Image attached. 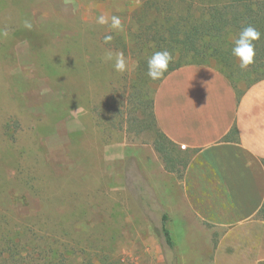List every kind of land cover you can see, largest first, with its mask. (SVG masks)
Segmentation results:
<instances>
[{"label": "rangeland", "instance_id": "374dc122", "mask_svg": "<svg viewBox=\"0 0 264 264\" xmlns=\"http://www.w3.org/2000/svg\"><path fill=\"white\" fill-rule=\"evenodd\" d=\"M145 2L0 0V28L10 32L0 40V264L214 261V236L210 244L196 227L184 239L186 221L194 219L181 195L170 193L173 165L155 151L151 121L149 129L142 125L157 87L140 64L153 45L145 33L162 16ZM102 14L109 23L119 16L123 31L98 25ZM106 35L113 36L107 44ZM109 52L123 53L125 73L104 59ZM252 80L234 82L244 91ZM131 95L145 106H134L138 98L130 103ZM170 153L181 172L190 155ZM176 198L188 219L177 218L182 235L171 249L162 224L167 214L174 231Z\"/></svg>", "mask_w": 264, "mask_h": 264}, {"label": "crops", "instance_id": "0c3cea01", "mask_svg": "<svg viewBox=\"0 0 264 264\" xmlns=\"http://www.w3.org/2000/svg\"><path fill=\"white\" fill-rule=\"evenodd\" d=\"M153 111L159 130L190 155L181 172L170 170V193L194 219L184 239L200 227L216 240L212 264H264V80L240 91L215 67L183 66L158 85ZM176 202L174 240L177 218L188 219Z\"/></svg>", "mask_w": 264, "mask_h": 264}, {"label": "trees", "instance_id": "16d2710c", "mask_svg": "<svg viewBox=\"0 0 264 264\" xmlns=\"http://www.w3.org/2000/svg\"><path fill=\"white\" fill-rule=\"evenodd\" d=\"M147 8H155L161 16V21H153L150 25L155 30L145 33V41L152 43L147 56L154 52L167 50L172 61L165 75L157 80L156 86L171 72L188 65H205L217 68L237 88L235 78H253L248 86L264 80V0H225L202 5L195 0L188 2L180 0L184 7L178 9L176 0H145ZM247 26L257 29L261 36L254 41V62L247 69L239 68V61L232 56L233 41L239 32ZM164 27V29L160 28ZM148 57V58H149ZM141 61V66L147 72V60ZM215 64H212V63ZM215 65V66H214ZM147 75V73H146ZM148 77V76H147ZM149 78V77H148ZM145 84V82H144ZM156 87V88H157ZM147 103L150 113L145 110L142 114L143 128L149 129L146 122L151 121L155 132L153 146L166 165H173L178 161L171 157V151L177 150L176 146L159 130L154 117V94ZM137 106H145L140 96L131 95L130 103L135 101ZM133 100V101H132ZM145 119V120H144ZM186 162L182 167H185ZM162 235L166 245L174 249L175 242L169 229V216H163Z\"/></svg>", "mask_w": 264, "mask_h": 264}, {"label": "clouds", "instance_id": "9594fccd", "mask_svg": "<svg viewBox=\"0 0 264 264\" xmlns=\"http://www.w3.org/2000/svg\"><path fill=\"white\" fill-rule=\"evenodd\" d=\"M106 15H99L96 17V23L98 25H108L111 31L121 32L123 31V25L121 18L117 15H113L110 18ZM23 27L27 30H32V23L29 20H24ZM10 36V32L7 26L0 28V40L7 39ZM261 36V33L252 26L244 27L238 34V37L233 41V47L231 54L239 61V68L241 70L247 69L249 65L254 62L255 45L254 41H257ZM113 39L112 35H106L104 37V43H110ZM106 61L114 59L113 69L117 73L123 74L127 71V61L123 53L118 52L113 57L111 52L107 53L104 57ZM172 61L171 54L167 51L154 52L147 60V76L155 81L161 79L168 71L170 62Z\"/></svg>", "mask_w": 264, "mask_h": 264}]
</instances>
